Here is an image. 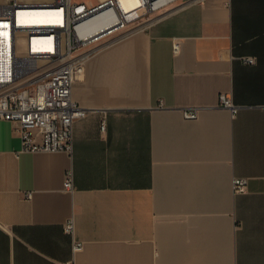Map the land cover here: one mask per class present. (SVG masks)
I'll return each instance as SVG.
<instances>
[{"label":"crops","instance_id":"0c3cea01","mask_svg":"<svg viewBox=\"0 0 264 264\" xmlns=\"http://www.w3.org/2000/svg\"><path fill=\"white\" fill-rule=\"evenodd\" d=\"M71 96V151H20L0 118V264H264V0L154 13L95 48Z\"/></svg>","mask_w":264,"mask_h":264},{"label":"built area","instance_id":"2783aa9c","mask_svg":"<svg viewBox=\"0 0 264 264\" xmlns=\"http://www.w3.org/2000/svg\"><path fill=\"white\" fill-rule=\"evenodd\" d=\"M181 1L0 0V118L16 123L20 151H71L73 121L86 112L71 87L86 58L101 43ZM218 104L233 115L240 106L225 92L218 94ZM181 110L195 117L198 108ZM64 186H72L70 173ZM246 187L245 176L234 177V192ZM63 229L71 235L72 250L81 249L72 216Z\"/></svg>","mask_w":264,"mask_h":264},{"label":"rangeland","instance_id":"374dc122","mask_svg":"<svg viewBox=\"0 0 264 264\" xmlns=\"http://www.w3.org/2000/svg\"><path fill=\"white\" fill-rule=\"evenodd\" d=\"M76 1H79V0H76ZM85 1H96V0H85Z\"/></svg>","mask_w":264,"mask_h":264}]
</instances>
